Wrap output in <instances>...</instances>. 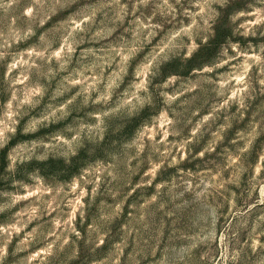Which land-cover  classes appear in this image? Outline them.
<instances>
[{"label":"clouds","instance_id":"9594fccd","mask_svg":"<svg viewBox=\"0 0 264 264\" xmlns=\"http://www.w3.org/2000/svg\"><path fill=\"white\" fill-rule=\"evenodd\" d=\"M59 3L27 0L23 25L0 28V214L24 205L0 224V264H205L213 249L212 264H264V116L239 126L264 98V0H107L119 11L96 35L120 29L119 61L89 47L74 66L88 25L53 42L44 26ZM20 4L0 0V18ZM41 65L67 70L69 95L53 103L56 88L29 115ZM205 88L201 115L190 100Z\"/></svg>","mask_w":264,"mask_h":264},{"label":"rangeland","instance_id":"374dc122","mask_svg":"<svg viewBox=\"0 0 264 264\" xmlns=\"http://www.w3.org/2000/svg\"><path fill=\"white\" fill-rule=\"evenodd\" d=\"M123 2L127 3V0H123ZM27 3V0H21V4L17 11L15 12L14 16L9 17L8 19L0 18V28L5 27L7 24L11 23L13 19H15L16 24L18 26H22L24 23L23 18L20 16V9H22L23 5ZM108 3L107 0H60L59 5L56 6L55 11L50 12V18L47 20L45 24V28L49 30V34L53 39V42L58 41L60 36L66 35L67 31L70 30L71 27H73V21L76 23H80L81 20L84 21L85 25H88L87 30L83 33H79L78 36V44L76 46L75 55L73 56L72 65L85 63L80 57V53L85 48H94L97 50L98 55H103L105 58H112L115 61H119V57H113L111 51L109 50L111 47V41L112 37L118 32L120 29L117 28L116 31H114L111 35H106L104 32H101L100 35H96L98 29L99 22L103 19L105 23L110 20L111 16L115 15L119 9L115 6L111 7V11H108ZM130 8L129 5V14H130ZM93 12H95L94 21L90 20L89 18L92 17ZM149 13H146L148 15ZM152 16V23H157V16L155 14H151ZM107 17V19H105ZM163 28V25L161 26ZM37 32L40 31L39 28L36 29ZM159 35V33H157ZM222 35V34H221ZM28 46L27 43L22 42L19 47L23 48ZM16 47L15 45L13 46ZM143 55V46L140 52H137L135 54V58H139ZM55 67V65H54ZM3 71L4 66L0 65V100L6 99L7 93L5 92V89L7 88V85L3 82ZM256 69H253V74H255ZM14 76L20 75L19 72H14ZM68 75L67 70L64 72L59 71L58 69L55 72V75H50L47 72V65H41V70L39 72L33 70L29 73V82L35 84L39 83L44 89L45 94L41 98L40 105L37 106L36 109L28 110L29 115L34 114H43L47 112L46 105L52 102L50 100L51 93L55 91L56 88H61L62 90H65V96L59 98L57 101L53 103L61 102V100L68 97L69 92L66 90L65 80L64 77ZM75 88L71 89V91L74 93ZM190 96L192 94H189ZM209 99V96L207 94V89L205 88L204 92H197L195 94V99L190 100L192 109L199 108L201 111V115H206L208 113V106L207 101ZM41 108H43V112L41 111ZM191 110V109H190ZM235 111V109H233ZM255 115V118L257 121L260 120L261 116H264V98H257L256 100L251 102V106L249 107L248 111L245 113L244 120L240 122V128L244 129L246 128L249 123L253 120V116ZM233 127H237V125L234 123ZM261 128L264 129V124L261 125ZM233 134L234 133H230ZM210 136L206 134L205 139H209ZM19 139L23 140L24 137H19ZM227 139V136L225 137ZM256 143H264V130L260 131V134L257 138ZM255 160V156H253L249 159V163L253 162ZM6 163V160L4 159V155L0 154V170L3 169L4 165ZM228 170L225 168L223 171L217 174L216 177L219 176H227ZM203 179V176L201 177ZM5 185L3 181H0V188H3ZM50 195V193H49ZM68 198L72 199L74 198L73 194L69 193ZM53 204H55V200L52 201ZM23 204L17 205V208L12 210L11 212L0 214V224H8L11 223L13 220V212L14 211H20L23 208ZM241 207H243V204H241ZM54 215V213H53ZM35 226V222L29 225L28 230H31L32 227ZM70 243L75 240L74 236H70L69 238ZM16 240L14 239L13 243H15ZM216 255L215 249L212 251L205 250V256L203 257V260L205 264H212V261L210 257ZM56 264H60V261H57Z\"/></svg>","mask_w":264,"mask_h":264}]
</instances>
